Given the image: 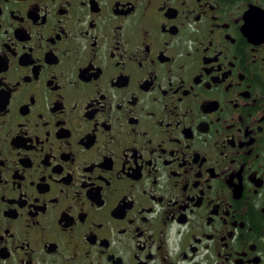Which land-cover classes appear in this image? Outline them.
I'll return each instance as SVG.
<instances>
[{
	"label": "flooded vegetation",
	"instance_id": "flooded-vegetation-1",
	"mask_svg": "<svg viewBox=\"0 0 264 264\" xmlns=\"http://www.w3.org/2000/svg\"><path fill=\"white\" fill-rule=\"evenodd\" d=\"M0 264H264V0H0Z\"/></svg>",
	"mask_w": 264,
	"mask_h": 264
}]
</instances>
